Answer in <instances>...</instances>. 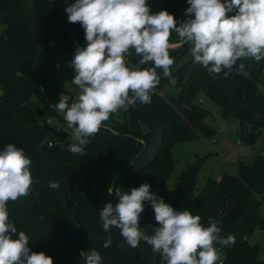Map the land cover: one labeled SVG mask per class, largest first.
I'll return each mask as SVG.
<instances>
[{
	"label": "trees",
	"instance_id": "16d2710c",
	"mask_svg": "<svg viewBox=\"0 0 264 264\" xmlns=\"http://www.w3.org/2000/svg\"><path fill=\"white\" fill-rule=\"evenodd\" d=\"M153 12L167 10L177 14L187 0H148ZM236 10L228 13L234 15ZM0 151L8 144L22 148L32 164L33 178L27 196L9 201V220L29 237L33 252H44L54 264H82L80 252L95 249L102 264H148L120 250L124 238L112 227L104 232L100 210L108 202L116 203L115 191H130L143 183L150 191L176 210H190L209 224L218 222L220 237H235V243L215 246L221 252L222 264H264L258 259L259 246L248 243L262 220L264 200V155L252 163L240 162L237 177L224 175L219 181L209 180L196 194L197 174L203 162L189 164L173 184L170 177L174 162L169 148L173 143L191 140L199 135H213L204 122L206 112L194 100L201 90L220 105L225 123L239 122L243 142L253 145L264 131V93L246 95L233 77L240 63L256 85L264 86V58H244L227 78L223 71L211 75L200 64L193 63L189 45L170 49L174 64L188 59L173 70L175 85L163 76L154 90L151 103L130 106L110 116L99 132L88 139L83 154L68 151L70 131L67 122L55 108L62 96L69 105L73 96L57 83L58 64L62 57L86 46L84 29L69 23L58 3L51 0H0ZM182 41L173 33L170 43ZM152 67L151 64L138 65ZM63 66V65H62ZM63 69V67H62ZM61 69V70H62ZM60 70V71H61ZM226 71V69L224 70ZM68 77V76H67ZM166 86L177 88V97H166L158 91ZM46 114L69 129L67 140L59 143L44 129ZM54 130L58 127L52 126ZM50 143L52 145H50ZM78 143V141H77ZM59 182V187H49ZM112 188V194L108 189ZM140 227L147 235L159 227L150 201L144 202ZM111 236V246L104 248ZM140 245L148 247L143 240ZM264 249V247H263ZM161 257L157 264H160ZM220 264V262L218 263Z\"/></svg>",
	"mask_w": 264,
	"mask_h": 264
},
{
	"label": "clouds",
	"instance_id": "9594fccd",
	"mask_svg": "<svg viewBox=\"0 0 264 264\" xmlns=\"http://www.w3.org/2000/svg\"><path fill=\"white\" fill-rule=\"evenodd\" d=\"M67 3V0H65ZM188 19L178 21L167 10L153 12L148 0H75L65 9L69 23H79L84 29L86 46L78 47L69 66L75 75L71 83L79 89L75 102L61 99L55 108L63 114L72 139L68 146L73 154H83L111 115L141 104L151 103L154 90L163 76L175 85L171 66L174 58L170 49L173 33L189 45L193 63L200 64L211 75L223 71L227 78L237 61L264 58V0H187ZM236 10L234 15L228 13ZM139 57L138 65L126 59ZM226 69V71H224ZM236 71L244 76L245 65ZM31 159L22 148L8 144L0 151V264H54L44 252H33L29 237L9 220L8 203L27 196L33 184ZM56 189L59 182H50ZM112 194V188L108 189ZM116 203L108 202L100 210L104 232L112 227L131 247L143 240L158 253L162 264H222L217 243L228 246L235 243L232 235L220 237L218 222L209 217V224L201 223L199 215L190 210H176L150 191L143 183L130 191H115ZM150 201L159 227L151 235L141 231L140 217L144 202ZM109 235L103 247L111 246ZM82 264H102L95 249L81 251Z\"/></svg>",
	"mask_w": 264,
	"mask_h": 264
},
{
	"label": "rangeland",
	"instance_id": "374dc122",
	"mask_svg": "<svg viewBox=\"0 0 264 264\" xmlns=\"http://www.w3.org/2000/svg\"><path fill=\"white\" fill-rule=\"evenodd\" d=\"M51 1L58 3L64 13H66V7L75 2V0H67V3L65 0ZM187 8V6H181L178 13L174 15L178 21L183 22L185 19L189 18L185 15V10ZM3 27L4 26L0 24V31ZM73 56V53H69L62 57V61L58 64V73L56 77L57 83L67 89L69 94L73 96L75 102L79 95V89L76 85L71 83L75 75L74 69L69 66ZM126 59L129 64H133L139 60V57L135 56L133 53ZM187 59L188 55L176 62L173 66V70L181 66ZM239 76L249 82L243 85L245 92H253L256 86L255 83L241 74H238L236 78H239ZM158 93L166 97H177L180 91L173 86H166L160 89ZM258 93H264V88H259ZM62 98L67 100L70 96H62ZM194 102L197 107L206 112L204 122L213 130V135H199L195 139L173 143L170 146L169 152L174 162V169L169 183L173 184L180 172L184 170L187 165L195 164L201 160L203 164L197 174L196 186V194H199L209 180L219 181L224 175L237 177L239 175L240 162L252 163L259 155H264V131L259 136L256 143L248 145L240 138L239 122L237 120H230L225 123L220 105L212 100L209 94L203 90L199 91ZM46 119L50 127L57 125V130H59L60 123L56 119L47 114ZM62 129L67 133L69 132V129L65 127H62ZM69 133L71 143H77V141L72 139L73 132L70 131ZM260 213L262 215V220L257 229L248 236V243L251 246H259L258 259L264 262V200L260 208ZM141 231L147 234L145 229H141ZM120 250L130 257L145 260L148 264H157L160 258L158 253L154 254L150 248L140 244L136 248H131L124 242L120 244Z\"/></svg>",
	"mask_w": 264,
	"mask_h": 264
},
{
	"label": "water",
	"instance_id": "95a60500",
	"mask_svg": "<svg viewBox=\"0 0 264 264\" xmlns=\"http://www.w3.org/2000/svg\"><path fill=\"white\" fill-rule=\"evenodd\" d=\"M77 47H75V51L76 49L79 47L78 43L76 42ZM185 45V43L181 42L177 45H175L174 48H179L181 46ZM44 129L49 132L54 138H56L58 140L59 143H64L67 140V132L64 131V129H60V130H54L52 127H50L47 123L44 124ZM160 264H162V261L160 260Z\"/></svg>",
	"mask_w": 264,
	"mask_h": 264
},
{
	"label": "crops",
	"instance_id": "0c3cea01",
	"mask_svg": "<svg viewBox=\"0 0 264 264\" xmlns=\"http://www.w3.org/2000/svg\"><path fill=\"white\" fill-rule=\"evenodd\" d=\"M237 75L238 74H236L234 77H233V80H234V82L236 83V84H238V85H244L245 83L247 84V83H249L247 80H244L241 76H239V78H236L237 77ZM238 79V80H237ZM256 85V84H255ZM244 87V86H243ZM259 88H264V86H258V85H256L255 86V89H254V91L253 92H246V95H248V96H255L258 92H259Z\"/></svg>",
	"mask_w": 264,
	"mask_h": 264
},
{
	"label": "built area",
	"instance_id": "2783aa9c",
	"mask_svg": "<svg viewBox=\"0 0 264 264\" xmlns=\"http://www.w3.org/2000/svg\"><path fill=\"white\" fill-rule=\"evenodd\" d=\"M50 145H52V144L50 143Z\"/></svg>",
	"mask_w": 264,
	"mask_h": 264
},
{
	"label": "flooded vegetation",
	"instance_id": "af4514ba",
	"mask_svg": "<svg viewBox=\"0 0 264 264\" xmlns=\"http://www.w3.org/2000/svg\"><path fill=\"white\" fill-rule=\"evenodd\" d=\"M59 130H60V128H59Z\"/></svg>",
	"mask_w": 264,
	"mask_h": 264
}]
</instances>
